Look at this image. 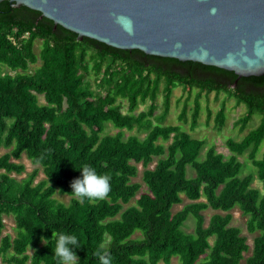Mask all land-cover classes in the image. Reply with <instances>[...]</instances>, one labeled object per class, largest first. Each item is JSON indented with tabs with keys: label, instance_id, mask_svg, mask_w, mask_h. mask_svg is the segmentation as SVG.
<instances>
[{
	"label": "trees",
	"instance_id": "trees-1",
	"mask_svg": "<svg viewBox=\"0 0 264 264\" xmlns=\"http://www.w3.org/2000/svg\"><path fill=\"white\" fill-rule=\"evenodd\" d=\"M36 40L41 42L38 53ZM176 85L188 94L177 119L186 122L190 111V131L198 124L202 92H223L244 104L246 110L236 120L240 130L255 113L260 122L242 139H226L230 158L210 145L199 159L204 139L193 137L180 124L162 123ZM158 95L162 113L156 112ZM123 100L126 112L121 110ZM140 104L146 107L137 112ZM211 116L209 110L208 119ZM225 118L222 103L213 116L217 129ZM107 123L117 131L105 133ZM123 129L145 135H125ZM1 145L9 148L0 155L3 264H56L52 248L59 231L79 237L75 264H101L95 255L100 246L107 249L112 264H170L173 257H178V264H264V195L251 185L256 177L264 186V152L258 157L264 145V74L243 77L199 62L80 39L40 12L3 0ZM245 153L255 173H243L238 156ZM22 154L40 166L44 179L34 183L38 168L20 180L9 175L25 171L23 163L12 160ZM83 163L110 175L111 187L102 199L80 200L71 192V181L82 174ZM137 163L143 166L144 189L132 181ZM187 167L194 175H187ZM57 192L69 195V202L58 200ZM137 193L135 202L124 206ZM183 195L192 202L173 212ZM209 207L225 214H211L206 224L203 211ZM235 207L247 216V231L258 232L247 257L246 237L230 225L229 211ZM4 216L13 217L14 237L3 234ZM189 217L194 223L191 232L185 230ZM137 232L140 236L132 237Z\"/></svg>",
	"mask_w": 264,
	"mask_h": 264
},
{
	"label": "water",
	"instance_id": "water-1",
	"mask_svg": "<svg viewBox=\"0 0 264 264\" xmlns=\"http://www.w3.org/2000/svg\"><path fill=\"white\" fill-rule=\"evenodd\" d=\"M8 1L40 12L80 39L243 77L264 74V0Z\"/></svg>",
	"mask_w": 264,
	"mask_h": 264
},
{
	"label": "rangeland",
	"instance_id": "rangeland-1",
	"mask_svg": "<svg viewBox=\"0 0 264 264\" xmlns=\"http://www.w3.org/2000/svg\"><path fill=\"white\" fill-rule=\"evenodd\" d=\"M40 47H41V42L39 40H36L35 44H34V50L36 53L39 52ZM37 64H39V63H37ZM32 67H34V66H31V69H32ZM5 70L10 72L11 74H14V72L10 71L9 69H5ZM195 92H196V90H193L191 92V94L189 95V98H188V107L189 108H191L193 106V99H194ZM187 96H188V94L182 86L176 85L175 87L172 88V92L170 95V108H169L168 112H166L165 118H164V120H162V123H164V124H174V123L180 124L181 127L183 129L187 130L188 132H190L193 137L204 139L206 142V145L201 150V154L199 156V159H202L204 157L205 151H206L207 147L210 145H214L216 147V151L218 153H221L225 159L230 158L233 155V153L231 151H229L227 149V147L225 146L226 139L227 138H234V139L240 140L248 131H250L251 129H254L260 122L261 116L258 113H255L251 117L250 121L246 124L244 129L240 130L239 125L236 124V120L246 110L245 105L244 104H239V105L236 104L235 99L233 97H227V95L224 94L223 92H220L218 96H216V94L214 92H211L208 95H206L204 92H202L200 95V98H199L201 108H200V113H199V118H198V124L196 125V127L192 131H190L189 130L190 111H188V113H187L188 120L186 122H180L177 119V116H178V114L182 108L183 102L187 98ZM39 102L44 103V99L42 96H39ZM161 102H162L161 95H158L157 104H159V106L156 109L157 113H159V112L162 113L163 106L160 107ZM222 103L224 104L226 118H225V123L222 126V128L217 129L215 126V123H214L213 116L216 113V111L219 110L220 107H222ZM121 104H122L121 105L122 112H126L127 101L123 100ZM145 107L146 106L144 104H141L138 106L136 111L138 112L139 110H141ZM209 110L212 113V116L210 119H208V111ZM8 123H10V120H8ZM116 131H117V129L111 123L106 124V127L104 129L105 133H111L112 134V133H115ZM123 131H124L125 135L137 134L140 137H143L145 135L144 131H139L137 129H133L130 131L123 129ZM8 150H9V148H5L4 146L1 145L0 146V155L7 152ZM263 152H264V145L261 147V149L258 153L259 158L262 156ZM238 159L243 163L242 171L244 174H248L250 172L255 173L254 171H256V169L253 167L251 162L248 160L246 153L238 156ZM12 160L15 162L23 163L25 166V171L23 173H20V174H16L13 172V173L9 174L10 176H13L16 179L20 180V179L24 178L28 173L32 172L35 168H38V172H37V175L35 177L34 183L45 178V175L43 174L40 166L32 164L26 158L25 154H22V156L19 159L12 158ZM156 160L157 159L155 158L154 161L152 162V164L150 165V168H152L155 165ZM136 165L138 167V174L135 178L132 179V181L139 182L142 185L141 189H144L145 185L142 182L143 166L141 163H137ZM0 172H2V171H0ZM187 175L188 176L194 175V172L190 167H187ZM251 185H252V187L259 189L261 194L264 195V186L262 185V183L259 179H257L255 177ZM138 196H139V193H137V195L128 204H125L124 206L133 204L135 202V199L138 198ZM55 197L64 203H68L70 198H71L67 194H59L58 192L55 193ZM182 197H183V202L175 205L172 209L173 212L181 209L184 204L192 202L191 200L186 198L184 195ZM200 200H204V198H201ZM213 213L225 214L224 211L214 210L210 207L207 208L206 210L203 211V214L205 215V223L206 224H207V221H208L210 215ZM229 213H231V215H232L230 225L239 227L241 229V234L246 237V242L249 245V250L244 253V256L247 257L251 253L252 242H253L254 237L258 234V232L250 233L247 231V229L245 227L247 216L244 215L240 211L239 208L235 207L232 210H230ZM4 223H5V227L3 229V234L7 233L11 237H14V235H15V229H14L15 223H14L13 217L12 216H4ZM193 225H194L193 219L191 217H189L187 222H186L185 230L188 232L193 231ZM139 236H140V233L137 232L132 237H139ZM211 240L212 239H210V241ZM31 251L32 250L29 248L28 253H31ZM178 263H179L178 257H173L170 264H178ZM0 264H3V262L1 260H0ZM159 264H164V263L159 262Z\"/></svg>",
	"mask_w": 264,
	"mask_h": 264
},
{
	"label": "clouds",
	"instance_id": "clouds-1",
	"mask_svg": "<svg viewBox=\"0 0 264 264\" xmlns=\"http://www.w3.org/2000/svg\"><path fill=\"white\" fill-rule=\"evenodd\" d=\"M81 175L71 181V192L80 200L102 199L110 190V175L99 173L92 165L83 163L80 167ZM81 246L79 237L75 233L59 231L55 234V244L52 248L56 264H75L77 254L75 249ZM95 255L101 264H112V257L107 249L97 247Z\"/></svg>",
	"mask_w": 264,
	"mask_h": 264
},
{
	"label": "flooded vegetation",
	"instance_id": "flooded-vegetation-1",
	"mask_svg": "<svg viewBox=\"0 0 264 264\" xmlns=\"http://www.w3.org/2000/svg\"><path fill=\"white\" fill-rule=\"evenodd\" d=\"M141 105V104H140ZM145 106H146V104H144ZM158 106H159V104H158ZM160 107H161V104H160ZM144 109V108H143ZM143 109H141V110H143ZM140 111V110H139Z\"/></svg>",
	"mask_w": 264,
	"mask_h": 264
}]
</instances>
